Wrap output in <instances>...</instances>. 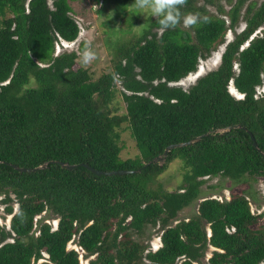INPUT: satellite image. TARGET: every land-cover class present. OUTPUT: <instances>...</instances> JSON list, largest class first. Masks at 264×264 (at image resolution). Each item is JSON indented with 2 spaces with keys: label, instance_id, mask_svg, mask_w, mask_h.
<instances>
[{
  "label": "trees",
  "instance_id": "1",
  "mask_svg": "<svg viewBox=\"0 0 264 264\" xmlns=\"http://www.w3.org/2000/svg\"><path fill=\"white\" fill-rule=\"evenodd\" d=\"M69 1L77 0H0V195L11 214L8 228L0 225V264H80L66 247L74 235L84 255L94 256L87 264H138L142 256L147 264H196L208 247V264H264V211L252 213L243 194L202 198L194 216L170 224L197 197L202 177L264 180V95L255 91L264 84V33L253 34L264 22V0L248 3L244 26L217 66L187 89L171 83L223 42V18L187 0L182 12L200 13L207 23L161 34L153 18L133 40L113 46L109 69L92 78L74 66V51L52 54L55 42L72 41L79 31ZM244 1L228 10L230 28ZM114 81L124 113L112 103ZM229 82L241 97L230 94ZM122 128L134 141L132 157H119ZM205 132L168 150L160 164L143 166L168 144ZM174 159L183 169L181 191H166L155 179ZM47 161L140 171L95 175L48 162L20 172L7 164ZM42 211L57 217L56 227L39 222L35 234ZM147 224L158 225L160 245L143 254L131 232Z\"/></svg>",
  "mask_w": 264,
  "mask_h": 264
},
{
  "label": "rangeland",
  "instance_id": "2",
  "mask_svg": "<svg viewBox=\"0 0 264 264\" xmlns=\"http://www.w3.org/2000/svg\"><path fill=\"white\" fill-rule=\"evenodd\" d=\"M261 0H245L237 10V18L232 28L228 26L229 15L228 10L234 4L235 0H193L195 5H203L208 14L221 17L225 20L227 25L224 31L223 42L217 44L214 49L204 58H199L196 68L193 72L186 74L178 81L171 83L177 85L182 89H187L195 79L214 69L220 58V54L226 42H228L235 33L241 30L244 26V16L246 15V8L249 2H253L256 6ZM50 5L51 0H47ZM122 0H77L69 1L71 7V15L75 19L79 31L76 38L72 41L60 40L54 43L52 54H57L63 50H72L76 53L75 67L87 68L90 76L96 78L103 71L109 69L111 53L113 46L133 40L136 35H139L142 30L149 25V22L155 18L149 10H141L135 6L134 0H123V8L120 12ZM98 5L99 7H94ZM181 28H184L181 25ZM156 29L152 28V31ZM157 32L159 31L156 30ZM264 33V22L254 31L253 34ZM91 42V47L96 53L97 58L89 65L83 66L80 63V53L84 48L85 42ZM82 44V49L80 48ZM41 64V63H40ZM235 69V66L233 67ZM114 97L112 103L116 108L117 113H124V103L120 98L118 89H120L118 81H114ZM228 91L234 97H241L232 84L229 82ZM256 95H264V84L261 83L255 88ZM117 144L119 145V157H132L136 153V148L133 139L130 137L129 130L122 128L118 132ZM181 161L174 159L168 163L167 167L155 179V183L159 184L162 189L166 191H181L178 187L182 178ZM233 194H243L249 204L250 211L258 214L264 211V180L262 177L254 179L247 178L246 180L233 181L225 176H205L202 177V183L199 186V193L187 206L180 210L176 218L170 223L187 219L194 216L196 213L197 202L206 197L216 198L220 201L226 200ZM0 195V225L8 228V223L11 214L4 211V203H2ZM12 212L16 208V203H10ZM34 233H37L36 226L39 222H45L51 228L56 227L57 217L48 211H42L35 215ZM207 229V225L205 224ZM161 230L158 225H145L140 233L131 232L134 240L143 245V254L147 251L154 250L160 245ZM76 235L66 244L67 248H72L78 253L80 264H87V261L94 256L86 257L84 251L75 244ZM212 247H208L204 257L196 264H208L206 259L210 256ZM138 264H147V261L142 256L137 262Z\"/></svg>",
  "mask_w": 264,
  "mask_h": 264
},
{
  "label": "clouds",
  "instance_id": "3",
  "mask_svg": "<svg viewBox=\"0 0 264 264\" xmlns=\"http://www.w3.org/2000/svg\"><path fill=\"white\" fill-rule=\"evenodd\" d=\"M134 2L138 9L149 10L153 17H159L158 23L161 34L168 30H174L181 25L188 29L208 22V18L202 17L200 13L182 12V9L187 5V0H134ZM94 7L99 6L94 5ZM96 58L91 42H85L80 53V63L87 66Z\"/></svg>",
  "mask_w": 264,
  "mask_h": 264
},
{
  "label": "water",
  "instance_id": "4",
  "mask_svg": "<svg viewBox=\"0 0 264 264\" xmlns=\"http://www.w3.org/2000/svg\"><path fill=\"white\" fill-rule=\"evenodd\" d=\"M236 127H238V125H231V126H228L227 129L236 128ZM246 132H247V134H248V136H249V138L251 140V143H252L253 147L257 151H259L252 134L249 131H246ZM207 134H208V132H205V133H203L201 135H198V136L194 137L193 139H189V140L184 141V142L168 144L167 146L164 147L163 151L161 152V155L153 157L151 160H149L146 163H144L143 166H146V165H148L150 163H153V162H157L158 164H160L163 161V159H164V157H165V155H166L168 150H170V149H172L174 147H180V146H184V145H187V144H191V143H193L195 141H198L201 136H204V135H207ZM48 162H54V163L60 165L61 167L65 168V169H72V168L76 167L77 165H81V166H84L86 169H88L90 172H92L95 175H122V174L135 173V172H139L140 171L139 168L134 169V170L116 169V170L102 171V170L94 169L93 167H90V166H88L87 164H84V163L68 164L66 162H61V161H47L45 163H42V164L34 166V167H18V166L14 165V164H11V163H7V164L10 167H12L13 169H16L17 171H20V172H33L35 170L46 168Z\"/></svg>",
  "mask_w": 264,
  "mask_h": 264
}]
</instances>
